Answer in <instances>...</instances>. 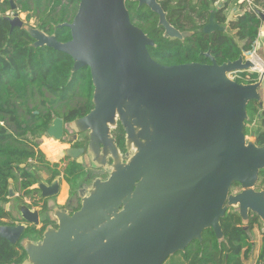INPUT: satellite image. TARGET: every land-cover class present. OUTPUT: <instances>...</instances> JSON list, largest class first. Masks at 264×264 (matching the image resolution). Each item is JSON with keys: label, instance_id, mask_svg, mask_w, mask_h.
<instances>
[{"label": "water", "instance_id": "95a60500", "mask_svg": "<svg viewBox=\"0 0 264 264\" xmlns=\"http://www.w3.org/2000/svg\"><path fill=\"white\" fill-rule=\"evenodd\" d=\"M126 1L79 0L67 28L70 39L23 24L11 5V28H23L32 47H47L70 57L72 72L88 68L93 87L92 109L68 125L74 134L87 132L91 164L103 168L97 156L111 158L108 177L96 179L80 208L71 216L55 210L37 242L23 239L26 259L21 264H164L211 229L222 241L220 219L228 208H238L242 222L249 213L264 223V190L255 191L264 169V145L243 134L246 107L256 101L264 68L257 81L238 83L231 75L255 72L244 56L221 65L206 52L209 64L161 65L148 48L155 46L129 17ZM157 15L162 36L183 41L190 36L172 27L158 0H132ZM264 29V12L257 10ZM204 33L224 31L210 14ZM124 134V160L111 135L116 123ZM57 132L58 135L55 133ZM61 120L46 135L60 138ZM74 140L75 136L73 135ZM81 150H70L76 159ZM11 182V181H10ZM240 191L229 194L233 184ZM40 197L55 194L56 183L36 181ZM14 197L8 188V199ZM20 219L36 226L38 213L16 207ZM25 226L0 225V239L16 244Z\"/></svg>", "mask_w": 264, "mask_h": 264}, {"label": "trees", "instance_id": "16d2710c", "mask_svg": "<svg viewBox=\"0 0 264 264\" xmlns=\"http://www.w3.org/2000/svg\"><path fill=\"white\" fill-rule=\"evenodd\" d=\"M170 25L179 31L192 32L184 41H171L162 36L163 29L157 26L158 18L146 6L137 8L133 1H126L130 21L153 40L155 46L148 48L151 58L161 65L187 63L209 64L206 52L221 65L254 52L261 29V20L255 12L245 11V3L239 0H158ZM79 0H0V219L8 215L4 205L8 178L14 177L12 167L23 174L17 191L29 198L36 190H28L35 180L26 173L28 159H37L44 166V158L36 152V140L47 129L54 117L65 122L88 114L92 109L93 87L88 68L72 72L73 62L67 55L47 47H32L33 39L23 28H11L7 19L11 5L18 15L33 20V27L47 35H55L59 42L70 39L67 28L54 27L71 22ZM255 4V1H254ZM233 9L239 11L228 21ZM224 31L204 33L210 14ZM256 72L237 73L238 83L250 84L258 79ZM247 120L243 134L253 138L257 146L264 145V106L250 101L246 107ZM1 123L3 125H1ZM9 132L16 135H10ZM117 145L123 151L124 137L120 125L114 130ZM25 168L20 169L19 165ZM81 166L71 164L66 181L73 186ZM69 177L71 179H69ZM238 184L232 185L238 187ZM9 188V187H8ZM264 190V169L259 171L254 187ZM74 194L71 188L70 196ZM0 225H4L0 222ZM223 240L217 241L211 229L202 233V242L194 241L188 249L170 256L164 264H244L252 252V231L257 228L261 243L255 264L264 263V223L250 213L247 227H243L238 212L230 208L220 219ZM43 230L28 228L16 244L0 239V264H21L26 253L21 240L40 238ZM189 246V247H190ZM225 256L227 259L225 260Z\"/></svg>", "mask_w": 264, "mask_h": 264}, {"label": "flooded vegetation", "instance_id": "af4514ba", "mask_svg": "<svg viewBox=\"0 0 264 264\" xmlns=\"http://www.w3.org/2000/svg\"><path fill=\"white\" fill-rule=\"evenodd\" d=\"M130 1H132V0H130ZM137 8H138V6H137ZM132 23L134 24V22H132ZM176 30H178V29H176ZM179 32H188V33H190V36H192V34H193L192 32H189V31H179ZM235 75H237V74H233V76H235ZM84 116H86V115H83L82 117H84ZM82 117L76 118L73 121L80 119ZM54 120H61L62 132L59 136L60 138L49 137L48 135H46L47 129L53 124ZM73 121H71V122H73ZM71 122H65L60 117H54L51 120V122L48 124L46 131L44 133H42L41 136L36 140V142L38 143L36 152H40L42 154L46 165L42 166L38 162L37 159H28L27 165H29V167L25 168L24 164L19 165L20 169L25 168L26 173L30 174L33 177V179L35 180V184L31 187H28V190H36L37 191L36 181L38 179L42 183H44L45 185L56 183L55 194L49 198H42V197H40V192L37 191V192H34L31 195H29V198L24 197L23 191H17L16 190L17 185L21 182L23 174L20 171H18L15 167H12L11 170L14 174V177L8 178L7 182H8V187L9 186L12 187V190L14 192V197H12L11 199L7 198V196H8V187H7L6 199L9 200V202H7L4 205V210L8 211V215L0 219L1 223H3L4 225H8V226L24 225L25 229H24L23 234L25 233V231L28 228H34L36 230H43L42 233L44 232V230L47 227H51L53 229H56L57 228L56 223H54L50 219V217H54L55 210H57V211L58 210H65L68 213V215L71 216L73 213H75L80 208V204H79L80 197L87 195L91 184L96 179H99L101 181H105L107 179L108 172H109L107 168L112 163L111 158L102 154L101 147H100L97 159L102 164L103 168H100V169L95 168L91 164L90 157H89L88 152H87L88 141H89L88 137H87V132L82 133V134L72 133L71 131L68 130V125ZM1 125H3V124L1 123ZM118 125H119V123L117 122L115 129H117ZM114 130H111V135L114 139V142H115L117 148L120 150V153L124 157L125 149H123V151H122L120 149V147L117 145L116 139L114 136ZM55 133L58 135L57 132H55ZM9 134L10 135H16L15 133H11V132H9ZM73 135H76L75 140L73 138L74 137ZM123 137H124V134H123ZM49 140L54 141V143H55L53 145H49V147L56 146L55 149L53 150L54 152H52L56 156L54 159H49L46 156L45 151L42 149V146L45 143L49 144V142H48ZM70 150H76V151L81 150V152L79 153V156L76 159H71L70 156L68 155V152ZM71 164H76V165L81 166V170L79 173H77V180H75L73 182V186L70 185L69 183H67L66 173H65V171L67 170V168ZM69 179H71V178L69 177ZM62 185L65 186V191L63 192V195H60L62 192ZM71 188L74 189V194L72 195V197L70 196ZM239 191H240V186L234 187L233 190L230 189L229 194L234 195V194L238 193ZM61 196H63L62 199H60ZM20 204L25 205L29 209L36 211L38 213V220H39L38 225L32 226V225L26 224L24 221H22L20 219V215L18 214V212L16 210V207ZM233 209H235L238 212V208H233ZM229 211H230V208L227 209L226 213ZM249 215H250V213H249ZM248 219H249V217H248ZM242 224H243V227L246 228L248 225V220H247V222H242ZM254 229H255V227L253 228V230ZM42 233H41L40 238L31 237V238H27V239H29L30 241L35 243L42 238ZM23 234H22V236H23ZM22 236H21V238H22ZM194 241H197V240H194ZM194 241H191L187 245L185 250L188 249V251L192 252L193 247L191 248L190 245ZM200 242H202V240ZM252 254H253V252H252ZM252 254L247 260H244V264H248V262L250 261V258L252 257ZM226 259H227V256H225V260ZM255 262H256V260H255ZM253 264H255V263H253Z\"/></svg>", "mask_w": 264, "mask_h": 264}, {"label": "rangeland", "instance_id": "374dc122", "mask_svg": "<svg viewBox=\"0 0 264 264\" xmlns=\"http://www.w3.org/2000/svg\"><path fill=\"white\" fill-rule=\"evenodd\" d=\"M230 12H233V11H230ZM9 19H13V13L11 14H7ZM19 20L25 24V25H28V26H31L33 27V20H29L28 22L25 20V15H19ZM231 20H233V17H231ZM229 20L228 18V21H231ZM258 56V55H257ZM259 57V56H258ZM233 75H231V78H232ZM234 79V78H233ZM259 93H260V96H261V99H262V102L264 103V88L261 87L260 90H259ZM248 138V137H247ZM49 144L45 143L43 146H42V149L45 151L46 153V156L49 158V159H54L56 156L55 154H53L52 152H54L53 150L55 149L56 146H52V147H49V145H53L55 144L54 141H51L49 140L48 141ZM41 143V142H40ZM53 154V155H52ZM123 160H124V157H122ZM65 191V186L64 188H62V192L60 195H63V192ZM252 246H253V254H252V257L250 258V261L248 262V264H253L255 263V260H256V257H257V254H258V251H259V247H260V243H261V236L258 232V230L255 228L253 231H252ZM170 258V257H169ZM168 260V259H167Z\"/></svg>", "mask_w": 264, "mask_h": 264}, {"label": "crops", "instance_id": "0c3cea01", "mask_svg": "<svg viewBox=\"0 0 264 264\" xmlns=\"http://www.w3.org/2000/svg\"><path fill=\"white\" fill-rule=\"evenodd\" d=\"M255 5L261 7L264 4V0H254ZM231 17H234L233 12H230L228 14L229 20H231ZM259 57H258V56ZM246 59H251L258 68L264 67V29L261 26V29L259 30L258 38L255 43V49L254 52L249 56H244ZM262 87L264 88V82ZM62 188H64V185H62ZM63 196L60 197L62 199ZM257 259V257H256ZM256 263V262H255Z\"/></svg>", "mask_w": 264, "mask_h": 264}, {"label": "built area", "instance_id": "2783aa9c", "mask_svg": "<svg viewBox=\"0 0 264 264\" xmlns=\"http://www.w3.org/2000/svg\"><path fill=\"white\" fill-rule=\"evenodd\" d=\"M239 1L245 3V11H247V12H255L257 10L264 12V4H263V6L259 7V6L254 4V0H239ZM232 11H233L234 16L239 13V11H237L236 9H233ZM263 68H258V70H256L255 72L259 75L261 69H263ZM232 78H234V76H232Z\"/></svg>", "mask_w": 264, "mask_h": 264}]
</instances>
